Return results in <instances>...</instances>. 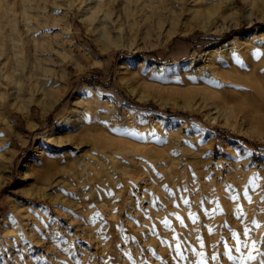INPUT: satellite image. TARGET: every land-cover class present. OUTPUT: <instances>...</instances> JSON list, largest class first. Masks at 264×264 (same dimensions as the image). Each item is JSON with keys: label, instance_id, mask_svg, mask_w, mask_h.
I'll list each match as a JSON object with an SVG mask.
<instances>
[{"label": "rangeland", "instance_id": "rangeland-1", "mask_svg": "<svg viewBox=\"0 0 264 264\" xmlns=\"http://www.w3.org/2000/svg\"><path fill=\"white\" fill-rule=\"evenodd\" d=\"M48 1L54 7L39 30L48 48L45 88L36 86L41 75L35 74L13 89L0 81V264H241L252 240L264 252V0H189L194 18L183 15L189 1L97 0L88 6L89 19L79 10L84 0ZM71 3L76 8L68 13ZM20 11L21 0H0V49L18 35L27 38ZM228 40L231 45L215 56L231 59L224 69H238L243 82L205 76L210 50ZM89 86L95 96L85 115L65 131L56 129L78 91ZM215 129L262 149L220 138ZM58 139L69 143L58 155L97 161L89 181L98 186L97 197L48 195L56 183L47 184L36 171L40 153ZM150 167L180 183L158 193L141 175ZM152 203H160L163 216L152 221L157 230L149 236L140 211ZM234 233L249 249L236 251ZM123 234L134 243L130 250L119 246ZM177 244L187 259L177 254ZM229 250L235 260L228 259ZM252 254L256 260L246 264L264 259Z\"/></svg>", "mask_w": 264, "mask_h": 264}, {"label": "bare ground", "instance_id": "bare-ground-1", "mask_svg": "<svg viewBox=\"0 0 264 264\" xmlns=\"http://www.w3.org/2000/svg\"><path fill=\"white\" fill-rule=\"evenodd\" d=\"M52 1H55V0H52ZM128 1H130V2L133 1V3H134V1H140V0H112L111 2H113V3H115V2H122V3L126 2L127 3ZM185 1L188 2L189 0H183V4L185 3ZM197 1H199V0H197ZM252 1L255 2V1H260V0H252ZM83 2L86 3V5L82 4V6H80V7L77 6V7H79V10H81L83 18L87 17V19H89L87 16V12H86L88 10V6L91 5V3H93V2H97V0H84ZM145 3H146V1H145ZM56 4H57V1H56ZM195 4L197 5L198 3H195ZM199 6H201V4ZM53 7H54V3L51 4V2H49L48 0H21V11L20 12H21V18H22V21L24 24L23 31L22 30L21 31L24 35L27 36V38L21 39V36L18 35V37H20V38L13 40V42L10 44V46L6 45L2 49H0V81L2 79L7 80L6 81L7 85H9V87H12V89L21 83H23V84L27 83V81H28L27 79L30 78L32 76V74L37 75V77H38V75H41L38 78V81L36 82V86L38 84V86H40V88H42V89L45 88L46 85L43 82L42 77L45 74L44 73L45 71L43 72V69L46 67L45 66L46 55L44 56L43 54H44V52H46L45 50H47L48 48L45 45L46 44L44 42L45 40L43 41L42 33L39 30H40V28H43L42 25H44L43 23H45L42 20H44L43 17L47 13L46 11L48 10V8H53ZM67 8H68L67 9L68 13H72L76 7L72 4L69 6L67 5ZM194 9L195 8L191 5V3L189 1L187 7L183 5V15L184 14H185V16L189 15L190 17L194 18L197 15V12H196L197 9H196V11ZM52 11L53 10L51 9V12ZM48 15H49V12H48ZM249 16L250 15H248V17ZM86 20L84 19V22H85L84 24L88 25L89 23H91L90 20H88V21H90L89 23ZM46 24H47V22H46ZM195 24L197 26L198 22ZM198 25H200V24H198ZM89 27H91V26H89ZM89 29L91 31V28H89ZM89 29L87 31H89ZM93 31L95 32V30H93ZM231 41L232 40H228L224 44L218 46L219 48L216 46L210 50L212 55H214V56L212 58V61L209 65V67L205 70L206 71L205 76L214 82H225V81L243 82V78L239 74L238 69H233L232 72L224 69V67L227 68V67L232 66L233 63H232L231 59L222 58L220 56H217L218 54L215 56V54L217 52H219V50H221V49L225 50V48L227 49V47L229 45H231ZM235 43H236V41H235ZM3 45H5V44H3ZM101 49L103 50V48H101ZM207 53H208V51H207ZM72 58L73 57H71V59ZM66 59L69 60L68 58H66ZM126 61H131V59H128ZM161 65H162V67L167 66V65H163V64H161ZM125 67H126V65L123 61V63L121 64V69H123ZM45 70L47 71V69H45ZM30 83H32V82H30ZM32 84H29L30 89H32V86H33ZM94 91H95V89L91 86L86 87V88L78 91V93L75 96V99L73 101V106H72L70 112L58 122V124L55 126V128L58 129L59 131H65V130L69 129L71 126L75 125L77 119L81 118L85 115L84 114L85 111L83 110L84 106L91 103L93 96H95ZM58 93H59V91H58ZM56 95H57V93H56ZM1 98H3V96ZM61 98H62V94H59L57 97H55L54 100L52 101V103H50V107L45 108V111H50ZM0 107H2V109L4 110L5 102L3 100L0 101ZM0 120H2V119H0ZM3 121L7 122L10 125H14L7 118L6 115H4ZM131 122H133V121H131ZM30 126L33 127V125L31 123L29 124V127ZM18 137L22 143H25V140L22 136L18 135ZM51 138H53V137H51ZM53 144H55L53 147H50L49 149L46 148V149H44V151L42 150L43 152L40 153V163L38 164V166H37L38 170L36 171L37 175L43 181L48 182L47 184L54 186L53 184L56 183V185L54 186V192L48 193V195H50L52 197H57V199L61 196L68 197V196H72V195H76V196L79 195L81 197H85L86 199H89V197L96 195L95 192H98L99 188H98V186L94 187L93 185H90L89 181L93 180L95 178L94 170H96V168H97V161H95V159H93V158L87 159V158H85V156L81 157V156H78L75 154L74 155L72 154V157H71L70 156L71 152L68 154L69 156L67 155L68 152L65 155L64 154L58 155L57 152L58 153H61V152L65 153L64 152L65 147H67L66 145H68L69 143L66 144V141L58 139V140H53ZM52 148H54V149H52ZM54 150L56 152H54ZM39 151L40 150H37V153ZM5 153H7V151ZM98 161H102V160H98ZM154 161H156V160H154ZM1 163H4V162H1ZM30 168L31 167H29V169ZM33 168L36 169V167H33ZM97 170H99V168ZM98 172H100V171H98ZM141 175L142 176L148 175L149 179L151 180L150 182H152V185L155 186V188L153 187V189H155V191H157L158 193L164 192L168 188H171V186H172L171 184L174 185V183L177 181L176 175L173 174L172 178L169 177L166 174V171L163 170V168H161V172H160V170L156 169L155 167L145 168L144 171L141 172ZM118 179L121 180V191H123L124 187H123L122 177L118 176ZM177 183H180V182L177 181ZM67 194H70V195H67ZM97 196L98 195H96V197ZM223 197L225 198V196H223ZM224 198H223V200H224ZM88 201H90V200H88ZM225 201H227V199H225ZM259 201H261V200H259ZM228 202H230V201H228ZM231 202H232L231 204H233V201H231ZM87 203L89 204V202H87ZM259 203H262V201ZM15 204H14V206H15ZM159 204L160 203H158V204L152 203L148 210L140 211V216L142 217V224L141 225L143 227H145V229H147L146 233L149 236H153L154 232L157 230V224L153 223L152 221L157 219L158 221L161 222V219L163 216L162 211L160 209L161 207ZM231 204L228 203V206L230 207ZM240 205L241 204H239L238 207ZM90 207H93V206H90ZM244 207H246V206H244ZM90 210L88 209V211H90ZM235 210H237V209H235ZM253 212H252V214H253ZM256 214L258 216H260L259 215L260 213L258 214V212H257ZM236 215H237V213H236ZM239 215L241 216L240 213H239ZM110 216H111V218H117L118 217V215H116L115 213L111 214ZM259 224H260V222H259ZM262 224H260V226H262ZM260 228H262V227H260ZM148 242H154V241L149 240ZM148 242L146 244H148ZM133 244L134 243L131 242V240L125 234H123L120 237V245L119 246H121L122 248L125 247V248L130 250L131 246H134ZM134 248H137V247H134ZM138 253H139V250H138Z\"/></svg>", "mask_w": 264, "mask_h": 264}, {"label": "snow or ice", "instance_id": "snow-or-ice-1", "mask_svg": "<svg viewBox=\"0 0 264 264\" xmlns=\"http://www.w3.org/2000/svg\"><path fill=\"white\" fill-rule=\"evenodd\" d=\"M254 55H256V56L258 57V56L262 55V53H260L259 51H257L256 53H254ZM123 134H124V135L133 136V137H135L136 139H144V137H143L141 134H139V133H137V132H134V131H133V132L125 131V132H123ZM153 135H154V133H153ZM256 179H259V177H254V178H253V180H256ZM250 183H251V182H250ZM228 190L231 191V186H229ZM230 198H231L232 200H235V199H236L235 196H232V197H230ZM246 198H248V199H249V202H251V201H250V197H247V195H246ZM187 202H188V201L185 200V203H187ZM254 224H255V227H256V228H259V227H260V225H259L257 222H254ZM250 231H251L250 229L245 228L244 236L249 237V239H251V237H250ZM233 238L236 240V244H237L236 251H237V252H240V251H241V248H243V249H249V244L246 243L244 240L240 239V237H239L238 234H235V233H234V234H233ZM262 243H264V240H262ZM176 250H177V254L181 256V259H187V257H184V256L182 255L181 250H180V245H179V244H177V249H176ZM253 252H256L257 255H259V256H264V252H260V251L257 249V245H256V241H255V240H252V242H251V250L248 252L247 257L244 258V257L242 256L241 264H246L247 261H254V260H256L257 256H256V255H253V254H252ZM197 255H198V256H202L203 253H197ZM212 259H213V260H217L218 257H217L216 255H213V256H212ZM228 259H229V260H235V259H236V257H234V256L231 254V250H229V252H228ZM199 264H207V261H205V260H201V261H199ZM259 264H264V259H261L260 262H259Z\"/></svg>", "mask_w": 264, "mask_h": 264}, {"label": "trees", "instance_id": "trees-1", "mask_svg": "<svg viewBox=\"0 0 264 264\" xmlns=\"http://www.w3.org/2000/svg\"><path fill=\"white\" fill-rule=\"evenodd\" d=\"M139 56H142V57H151L152 55L151 54H142V55H139ZM90 82V81H89ZM93 85H96L98 86L97 83H95V81H92L91 82ZM169 113V111H167ZM216 130V133L217 135L220 137V138H224V137H231V138H237L238 140H240L241 142H243L244 144H246L247 146L251 147V148H254V149H257V150H260L262 149V145L260 144H257V143H251L249 141H247L246 139L242 138V137H236L232 134H229L221 129H215Z\"/></svg>", "mask_w": 264, "mask_h": 264}]
</instances>
